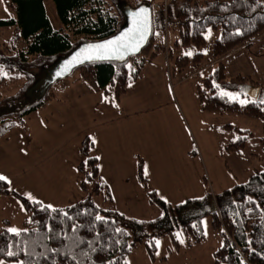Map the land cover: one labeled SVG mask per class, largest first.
Listing matches in <instances>:
<instances>
[{
    "label": "trees",
    "instance_id": "16d2710c",
    "mask_svg": "<svg viewBox=\"0 0 264 264\" xmlns=\"http://www.w3.org/2000/svg\"><path fill=\"white\" fill-rule=\"evenodd\" d=\"M140 2L151 4L148 0ZM10 3L13 16L0 18V26L14 25L16 31L8 41L13 45L0 43V86L18 78L12 72L28 64L30 57H42L47 63L29 86L27 98L19 102L10 99L8 110L0 106V138L53 96L50 86L40 94L31 92L44 69L78 43L113 34L123 22L120 5L138 4L122 0L115 10L112 0H52L61 24L53 28L43 0ZM170 25L175 37L168 44L162 34ZM207 28L217 34L203 60L199 48L204 44ZM263 32L264 0H164L152 13V33L139 53L123 63L96 62L74 71L93 90L117 101L125 86L139 79L143 66L158 52L165 51L174 72L197 73L195 95L204 112L234 113L259 120L264 140V85L240 74L226 78L222 62L205 72L200 66V62L216 61L238 47L250 45ZM234 94L246 101L239 103ZM5 111L8 114L4 115ZM225 128L235 130L229 125ZM238 132L239 136L222 146L225 152L240 153L244 147L250 133ZM79 152L77 171L84 196L72 204L47 207L0 181V196H13L25 211L19 234L0 229V264H127V257L137 245H143L154 261L156 242L161 237H169L175 251L181 243L186 247L203 243L201 220L208 215L221 239L212 254L213 264H264V167L254 168L245 182L212 196L207 190L201 198L168 204L152 188L141 158L135 157L136 178L152 208L148 219L139 220L114 207L108 188L99 177L88 137L81 140ZM202 182L206 185L204 179ZM209 198L214 210L210 209Z\"/></svg>",
    "mask_w": 264,
    "mask_h": 264
},
{
    "label": "crops",
    "instance_id": "0c3cea01",
    "mask_svg": "<svg viewBox=\"0 0 264 264\" xmlns=\"http://www.w3.org/2000/svg\"><path fill=\"white\" fill-rule=\"evenodd\" d=\"M169 28L162 35L171 44L175 36L169 39L167 34L175 31ZM246 46L210 63L225 66ZM191 77L195 82L197 73L174 72L166 52L160 51L114 101L76 74L51 91L45 106L27 114L0 138V175L16 193L47 207L72 204L84 196L77 164L81 140L88 137L114 207L132 218L146 220L152 211L136 178L135 157L141 158L152 188L168 204L231 187L235 176L221 159L222 142L214 140L219 133L204 118ZM184 80L187 87L182 86ZM209 206L215 209L211 198ZM24 217L16 198L0 196V229L20 230ZM201 226L203 243L192 247L181 243L175 251L171 239L164 236L156 242L154 261L143 245H137L127 264H213L212 254L221 239L209 215L202 218Z\"/></svg>",
    "mask_w": 264,
    "mask_h": 264
},
{
    "label": "rangeland",
    "instance_id": "374dc122",
    "mask_svg": "<svg viewBox=\"0 0 264 264\" xmlns=\"http://www.w3.org/2000/svg\"><path fill=\"white\" fill-rule=\"evenodd\" d=\"M122 0H112L115 6L114 9L118 10V6L121 4ZM131 5L138 3L142 0H129ZM151 4L150 7L152 12H154L156 5L160 3L164 4V0H148ZM46 14L49 18L51 26L53 28L60 27V22L57 18L56 12L52 0H43ZM121 7V5H120ZM121 10V8H120ZM13 16V8L11 7L10 0H0V18H7ZM15 26H0V43L7 42L10 45L14 44L13 42H8L13 34L15 33ZM171 30V29H170ZM167 34L168 38H172L174 35L172 33ZM217 31L212 28H207L205 31V41L204 44L199 48V51L202 53L203 60L210 53V46L212 39L216 36ZM78 39H80L78 37ZM263 37H260L258 41L253 42L250 45H247L243 48V53L237 57H234L231 61H226L224 66L225 77L235 76L240 74L243 76H249L251 79L257 81L258 83L264 85V47H260ZM11 41V40H10ZM260 44V45H259ZM188 51V50H187ZM190 52L194 49H190ZM28 64L24 65L19 71H13L12 76L17 77L14 81L9 82V85L3 84L0 86V106L4 107L3 110H8L10 108V99H14V102H19L23 98H27V92L29 86L34 83V78L40 73V71L46 66L47 60L42 59V57L34 56L30 57ZM203 71L211 70L215 64L208 62H200ZM186 70V69H185ZM184 71V70H182ZM185 72V71H184ZM77 71H73L69 76L64 79L58 80L50 85V91L58 88L60 84L65 83L68 79L76 76ZM8 77V75H7ZM194 78H190L189 82L193 83L192 89L195 90ZM8 81V78H7ZM186 80H184L182 86L186 85ZM17 83V84H16ZM188 83V82H187ZM187 87V85H186ZM237 99L239 103L245 102V97H239L235 94L232 95ZM247 99V98H246ZM8 114V111H5L4 115ZM204 118L210 119L213 122V127L216 134L214 140L218 144L222 142L224 146L228 140H231L233 137L240 135L238 131H246L250 133V136L245 140L244 147L240 153L235 152H225L221 150L220 154L222 156L223 162L230 169L232 174L235 176L236 183L245 182L249 175L253 172V169H262L264 167V140L263 133L261 131V124L259 120L250 119L234 113H205ZM229 125L235 130H224L225 127ZM238 132V133H237Z\"/></svg>",
    "mask_w": 264,
    "mask_h": 264
},
{
    "label": "water",
    "instance_id": "95a60500",
    "mask_svg": "<svg viewBox=\"0 0 264 264\" xmlns=\"http://www.w3.org/2000/svg\"><path fill=\"white\" fill-rule=\"evenodd\" d=\"M121 12L123 14V22L119 28L111 35L106 36L101 39L96 40H86L75 45L69 52L65 55L59 57L54 63L42 71V74L38 77L37 82L31 89V92L40 94L43 90L47 89L54 82L64 79L69 76L74 70L78 69L82 65L109 61L114 63H123L129 56L135 55L141 51V49L146 45L148 39L152 33V12L150 4L145 2H140L135 6L121 5ZM141 8H144L149 13V25L148 31L145 35L143 42L138 51L136 52H126L123 59H110V60H87L85 56L89 55L91 52L90 46H95L99 44H107L109 41L118 40L125 33H129L133 29V13L138 12Z\"/></svg>",
    "mask_w": 264,
    "mask_h": 264
},
{
    "label": "snow or ice",
    "instance_id": "6c2138e0",
    "mask_svg": "<svg viewBox=\"0 0 264 264\" xmlns=\"http://www.w3.org/2000/svg\"><path fill=\"white\" fill-rule=\"evenodd\" d=\"M133 18L134 27L129 33H125L118 40L109 41L107 44L90 46L91 52L85 56V59H123L126 52L138 51L148 31L149 13L146 9L141 8L138 12L133 13ZM225 94L227 95V93ZM93 143H95L94 140ZM0 181H6V178L0 175ZM97 219L102 218L97 217ZM9 231L19 234L17 229H9ZM7 254L9 256L13 255L12 252H8Z\"/></svg>",
    "mask_w": 264,
    "mask_h": 264
}]
</instances>
